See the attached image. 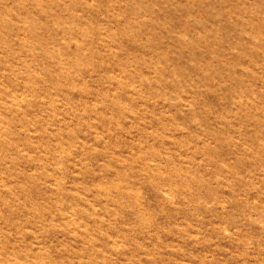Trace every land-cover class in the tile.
<instances>
[{
    "label": "rangeland",
    "instance_id": "1",
    "mask_svg": "<svg viewBox=\"0 0 264 264\" xmlns=\"http://www.w3.org/2000/svg\"><path fill=\"white\" fill-rule=\"evenodd\" d=\"M0 264H264V0H0Z\"/></svg>",
    "mask_w": 264,
    "mask_h": 264
}]
</instances>
